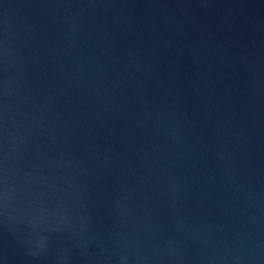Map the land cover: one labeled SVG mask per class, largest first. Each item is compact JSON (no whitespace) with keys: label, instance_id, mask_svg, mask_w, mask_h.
Listing matches in <instances>:
<instances>
[{"label":"water","instance_id":"95a60500","mask_svg":"<svg viewBox=\"0 0 264 264\" xmlns=\"http://www.w3.org/2000/svg\"><path fill=\"white\" fill-rule=\"evenodd\" d=\"M0 264H264V0H0Z\"/></svg>","mask_w":264,"mask_h":264}]
</instances>
